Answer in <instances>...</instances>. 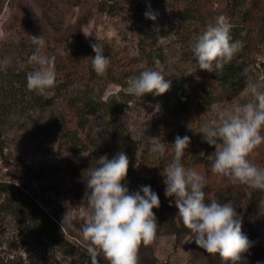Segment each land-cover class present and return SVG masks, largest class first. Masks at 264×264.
<instances>
[{
    "label": "rangeland",
    "instance_id": "374dc122",
    "mask_svg": "<svg viewBox=\"0 0 264 264\" xmlns=\"http://www.w3.org/2000/svg\"><path fill=\"white\" fill-rule=\"evenodd\" d=\"M245 1L160 0L156 5L158 19L154 21L153 29L145 32L146 37L153 35L155 39L151 46L150 41L144 45L139 43L142 33L134 15L138 0H0V61H11L7 66H0V134L4 141L0 153V182H12L19 187L23 184L26 193L33 194L37 207L53 219V224H43L44 229L38 231L23 224L24 231L20 233L13 217L2 213L0 251L3 255L17 258L18 264H53L55 260L59 264H75V250H72L73 258L62 255L54 239L62 234L70 245L88 247L81 231L86 223V218L81 216L85 208L75 204L76 190L69 168L77 166L78 176L82 181L88 180L90 168L84 160L88 151L84 148L87 145L106 148L112 141L110 127L104 126L107 112L103 115L102 110L95 109L85 114L79 108L81 101L75 102L90 87L88 82L91 81L87 78L89 57L95 56L90 52L82 53L79 48L82 41L92 45L98 42L103 46V56L111 59L108 68L112 78L105 83L96 80L99 85L93 86L99 93L96 89L91 93L99 95L101 100L112 96L119 107L121 122L126 128L122 145L130 148L136 160L134 177L126 178L122 183L130 192H135L148 185L150 169L158 158V154L151 151L150 137H169L182 127L200 133L202 126L214 119L219 110L247 101L248 96L243 91L247 83H255L264 90V51L250 38L252 33L245 40H238L242 48L233 58L234 66L244 77L241 92L226 101L206 107L199 105L202 87L206 85L216 90L218 84L214 82L216 77L212 72H195L189 42L220 15L227 17L231 25L240 26L239 15ZM140 2V6H150L149 0ZM180 14L184 17H179ZM40 35L46 41L41 53L54 56V68L57 66L55 87L44 95L19 85V81L27 82V73L34 70L24 57L35 50L31 36ZM56 38L70 44L69 49L54 44ZM152 47H159L164 54L162 66L154 69L184 83L185 101L178 113L169 112L174 107L172 102L159 100L154 94L139 98L126 91L129 77L138 75L145 67L134 59L140 57L141 48L151 51L154 50ZM71 57L74 62L70 61ZM163 103H167V108H163ZM89 132L93 137L86 136ZM261 134L264 135V131ZM90 139H93L92 143H89ZM197 146V149L187 151L182 163L208 177L211 189H218L213 192L226 189L233 194L256 191L247 189L246 185H234L228 178L214 174L207 160L214 152L211 146L207 143ZM110 150L114 148L110 147ZM248 159L264 168V144ZM165 187L160 201L165 199ZM6 196L0 188V204ZM232 197L229 196L227 203H231L241 216L249 194L238 199ZM153 212L156 215L158 211L154 208ZM67 213L63 232L62 220ZM65 226L69 231L66 232ZM168 229L163 223L157 234L155 255L158 264H203L204 250L191 240L190 234L183 236L179 244ZM161 237L166 243H160ZM20 241H25L22 249L8 247L9 243L19 244ZM241 264H264V256L241 258Z\"/></svg>",
    "mask_w": 264,
    "mask_h": 264
},
{
    "label": "clouds",
    "instance_id": "9594fccd",
    "mask_svg": "<svg viewBox=\"0 0 264 264\" xmlns=\"http://www.w3.org/2000/svg\"><path fill=\"white\" fill-rule=\"evenodd\" d=\"M150 18L155 19V16ZM231 27L228 18L220 15L189 42L195 72H222L232 62L242 44L232 39ZM31 41L35 50L27 62L34 70L27 73L26 87L30 92L44 95L55 87V57L41 53L46 47L43 35L31 36ZM91 47L95 52L94 57H89L91 69L102 76L111 59L103 56V46L98 42ZM10 63L9 59H4L0 66ZM170 86V81H166L160 71L146 68L129 77L126 91L142 98L145 94L162 95ZM243 91L248 96L247 101L219 110L214 119L202 126L200 134L204 142L214 147V152L207 156L214 174L228 178L234 185L264 191V168L248 159L264 144L261 134L264 131V90L255 83H247ZM95 98L93 95V100ZM150 140L151 151L164 156L169 144L161 137H150ZM190 142L188 136H177L171 145L172 161L161 172L165 196L173 198L180 222L199 248L212 256L219 254L225 264H241V254L250 247L248 238L242 234V218L231 203H220L215 197L206 202L205 176L182 163ZM97 165L90 170L85 183L87 206L81 213L86 218L81 231L88 242L91 264H100V259L107 264H138L141 245L147 247L158 238L159 224L153 209L160 207L159 196L148 185L130 192L122 183L129 169L128 157L123 152L111 159L105 154L97 159ZM169 206H172L171 201ZM67 219L68 213L62 220L63 232ZM160 243H166L165 239L161 237Z\"/></svg>",
    "mask_w": 264,
    "mask_h": 264
},
{
    "label": "trees",
    "instance_id": "16d2710c",
    "mask_svg": "<svg viewBox=\"0 0 264 264\" xmlns=\"http://www.w3.org/2000/svg\"><path fill=\"white\" fill-rule=\"evenodd\" d=\"M68 1L72 2L73 0ZM140 1L141 0H138V6L136 8V12L134 13L142 33V38H140L139 43L141 45H144L147 44L148 41H150L149 44L153 46L155 44L153 35H151V37H146L145 32H150L153 29L154 21L158 19L156 5L160 0H149L150 6H140ZM245 3L246 5L241 8V15H239L241 25H231L232 27L230 35L232 36V39L234 41H241L245 40L247 36H249L250 34L252 35L253 33V36H250V38L254 40L256 45L260 46L264 51V0H246ZM151 16H155V19H151ZM178 16L181 18L184 17L183 14H180ZM53 43L61 45L63 49H69L70 45L67 44L66 41H63L59 38L53 40ZM91 45L92 44L84 43L82 41L79 48L81 49L82 53L84 52V54L90 52L91 54L93 53L95 55V52H93ZM153 49L154 50L149 51L141 48L140 57L134 59V61H139L145 64V67L142 68V70H145L146 68L154 69L162 66L164 54L161 52L159 47ZM31 54L32 52L28 53V55L25 56L24 59L28 61V58ZM70 61L74 62L75 59L71 57ZM156 61H159L158 65L156 64ZM54 70H56L57 72V66H55ZM89 70L90 72L87 78L91 81L88 82L90 84V87L85 90L83 94L75 100V102L81 101L79 108L85 114L91 111H95V109L102 110L104 112V114L102 113L103 115H105L107 112V117L104 119V126L110 127L112 143L110 145L107 144L106 148H100L98 145H93L90 146L92 148L91 149L89 145H87L84 148V151H88V155L84 158V160H87V164L91 170L98 166L97 159L99 157L106 154L109 159H111L115 154L123 152L127 155L129 160V169L126 178H132L134 177L136 160L135 155L133 152H131L130 148L128 146L122 145V143H125L126 139V137L124 136L126 128L121 122L122 116L120 114V111L118 110L119 107L115 104L114 99L112 100V96H110L106 100H101V97L99 95L94 92L91 93L92 89H96L94 86L98 87L99 85H97L96 80L104 83L107 82L110 78H112V71L108 68L105 74L100 76L91 69V64L89 65ZM212 76L216 77L214 81L216 84H218L216 85V90H214L213 88H208V86L204 85L201 89V94L198 96V100L200 102L199 105L204 107L238 96L244 86V77L240 75L238 69L234 66V60H232L230 64L226 65L222 72H212ZM19 77L20 75L18 76V78ZM165 80L170 81V89L162 95H156V98L162 101L172 102L174 107H172L173 109H170L169 112L178 113V111L182 109L181 105H183V101H185V94L183 93L185 89L184 83L182 81H179L175 77L167 75H165ZM26 84L27 82L21 83L19 81V85L22 87H26ZM218 88H220V90H217ZM96 91L97 93H99L97 89ZM93 95H95L96 97L95 100H93ZM112 104L114 105V107ZM162 106L164 109L167 108V103H163ZM117 122L119 124L115 127V124ZM86 136L93 137L92 133L90 132L87 133ZM168 136L169 137L164 136L162 138L164 141L166 139H169L167 141L168 144L174 143L177 136L190 137V145L185 151V155L182 159L186 157L188 150L197 149V145L205 146L206 144V142L203 141L202 134L194 133L190 129L187 131L184 127L179 128V131L174 130ZM92 142L93 139H90L89 143ZM3 143L4 141L1 139L0 134V153ZM171 145L172 144L169 145L170 147H168V150L164 156L157 155L158 158L156 159L155 166L151 168L149 172L150 179L148 186H150L151 189L158 194L159 198L163 197L162 193L164 191V185L162 184L163 177L161 175L162 169L169 163H171L174 154ZM110 147H113L114 150L111 151ZM211 150L214 151V147H211ZM69 175L72 177L73 184L76 190V195L74 198L76 200V206L86 208L87 196H85V183H87V180L82 181L80 176H78L77 166L74 165L70 166ZM206 181L207 183L204 188V191L206 193V202H208L209 198L215 197L218 202L225 203L230 200V195L233 196L231 199H238L243 198L245 196V193L249 194V197L247 198L246 204L244 206L243 213L240 217L242 218V234H244L248 238L250 247L247 252L241 254V258H256L259 256H264V191L256 190L255 192H248L244 190V193L236 192L233 194V192H230L228 191V189H226L222 192H213V190L218 189H211V185L209 184L211 181H209L208 177L206 178ZM0 188L2 192L7 194L4 201L0 204V215L2 213L10 214V216H12L16 221V227L18 231H20V233H23L24 231L22 228L23 224H26L28 226L30 225L34 230L37 231L40 229H44L42 228L43 224H53V219L43 214L42 210L37 207V204L34 202L33 194L26 193V188L23 184L19 187L12 182L2 181L0 182ZM246 188L248 189L249 187L247 186ZM170 201L172 202V206H169ZM155 210L158 211L156 214L159 224L157 234H159L163 223L167 224L169 228V234L174 235L176 242L179 244L181 243L183 236L190 234L189 230L183 226L182 222H180V218L178 217V209L175 207L173 198H167L165 196L164 201H160V207L155 208ZM38 218L42 221V223H39L40 220L37 221ZM54 226L57 227L56 224H54ZM65 230L66 232L69 231L68 226H65ZM68 235H71V233H68ZM54 242L58 246L62 255L66 257L73 258L72 256H74V254L72 250H75V264H91V258L86 248H84V250L81 246L70 245L67 237H64L62 234H60V236L58 235L54 239ZM24 245L25 241H20L19 244L16 242H11L9 243L8 247L12 250H19L22 249ZM204 253L205 255L203 257V264H220L221 262H224L220 258L219 254H217L216 256H212L207 254L206 252ZM5 255L6 254L3 255L0 251V264H18L17 258H9ZM138 257V264H158V258L155 255V242L147 247L141 245L138 251ZM53 264H59V262L55 260L53 261ZM100 264H107V262L100 259Z\"/></svg>",
    "mask_w": 264,
    "mask_h": 264
}]
</instances>
